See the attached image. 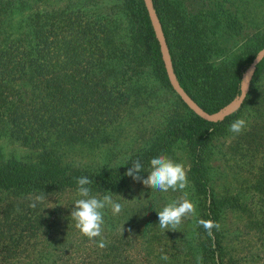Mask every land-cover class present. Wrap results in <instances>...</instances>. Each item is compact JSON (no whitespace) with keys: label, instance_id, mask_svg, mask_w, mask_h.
Masks as SVG:
<instances>
[{"label":"trees","instance_id":"1","mask_svg":"<svg viewBox=\"0 0 264 264\" xmlns=\"http://www.w3.org/2000/svg\"><path fill=\"white\" fill-rule=\"evenodd\" d=\"M37 1L0 0V137L30 150L29 157L21 159L5 157L0 149V201L78 193L77 178L82 176L92 181L87 185L91 195L118 194L133 180L125 175L131 161H141L143 177L153 157H175V145L185 142L190 160L186 192L191 200L199 197L201 220L220 227L208 232L195 217L197 239L180 253L189 264H229L224 260L228 229L221 219L226 209L242 205L240 193L215 192L214 157L234 135L229 125L240 117L247 125L226 145L229 152L246 166L264 152V122H255L264 113V55L253 69L240 108L222 120L208 121L171 88L143 0H66L50 9L36 6ZM259 2L264 5V0ZM152 3L178 82L207 113L219 112L239 95L246 71L264 46V26L252 28L242 22L232 0ZM151 81L175 95L174 108L138 136L119 162L77 164L65 156L105 139L124 111L150 95ZM245 189L252 191L250 198L261 194L258 201L264 206V174H254ZM22 217L29 227L19 225L15 217L9 229L37 230L30 214ZM63 253L64 248L45 247L35 262L25 264H54Z\"/></svg>","mask_w":264,"mask_h":264},{"label":"rangeland","instance_id":"2","mask_svg":"<svg viewBox=\"0 0 264 264\" xmlns=\"http://www.w3.org/2000/svg\"><path fill=\"white\" fill-rule=\"evenodd\" d=\"M65 1L38 0L35 5L50 9L63 6ZM232 1L242 22L252 28L264 26V5H260L259 0ZM149 88L150 95L141 97L140 104L124 111L115 128L105 135V139L93 145L74 148L65 156L77 164L83 161L119 162L124 151L138 136L161 122L174 108L172 103L175 95L170 90L162 88L154 81H151ZM255 122H264V113ZM236 135L234 133L228 136L226 144L214 157L217 167L213 184L215 192L221 196L240 193L239 203L242 205L241 209H226L221 219L224 230L228 229L224 238V260L229 264H264V206L258 201L261 194L254 193V197L250 198L252 191L245 189L254 174H264V152L260 150L250 166L239 164L226 146L237 140ZM0 149L5 157L27 159L30 155L28 148L6 136L0 137ZM174 149L175 157L172 159L182 162L187 170L190 160L185 142H178ZM147 175L148 173L143 177L146 178ZM184 192L186 188L183 191H153L141 182L131 180L122 192L111 195L114 201L122 205V210L113 215L110 208L104 209L102 235L93 240L82 235L70 216L75 207L74 201L80 198L77 192H48L24 202H16L12 198L4 199L0 201V233L3 235L0 241V264L35 262L41 250L50 246L64 248L62 257H57L54 264H121L123 260L127 264H189L180 249L188 245L186 243H194L197 239L194 218H202L199 197L192 200L195 204V215L183 218L176 230H162L158 224L157 213L167 203L180 198ZM37 197L40 199L37 200ZM188 197L191 199L190 194ZM33 203L35 207L31 206ZM29 214L32 218L31 224L37 230H21L19 226L16 231L9 229L15 223V217L19 225L29 227L26 219L22 217H29ZM52 223L53 227H50ZM50 229L51 234L48 231ZM10 234L13 235L9 238ZM100 240L105 242V247H99ZM113 245L116 247L114 252ZM8 254L10 258L6 257ZM117 254L120 259H117ZM163 255H167L168 259H161ZM229 256L232 258L228 262ZM50 259L52 258L47 262ZM204 264L211 263L207 260Z\"/></svg>","mask_w":264,"mask_h":264},{"label":"clouds","instance_id":"3","mask_svg":"<svg viewBox=\"0 0 264 264\" xmlns=\"http://www.w3.org/2000/svg\"><path fill=\"white\" fill-rule=\"evenodd\" d=\"M246 125L247 122L243 117L237 118L229 125V131L239 134L246 128ZM149 165L150 171L147 172L146 178L141 176L144 171L139 159L131 161V167L127 169L125 175L141 182L146 187H150L153 191H183L188 186L187 171L182 162L172 159L167 154H159L149 161ZM91 183L92 181L88 177L77 178V191L80 198L74 201L75 207L70 215L75 221V227L89 240L102 235L104 209L110 208L113 215L119 214L122 210V205L114 201L111 194H105L102 198L91 195V189L87 187ZM39 199L40 197H37V200ZM31 206L35 207V203ZM157 213L158 224L162 230H176L183 218L195 215V204L189 199L188 193L184 192L180 198L167 203ZM198 224L208 232H211L213 228L219 229L220 227L219 223L211 220H199ZM105 246V242L100 240L99 247ZM161 259L167 260L168 257L163 255Z\"/></svg>","mask_w":264,"mask_h":264},{"label":"water","instance_id":"4","mask_svg":"<svg viewBox=\"0 0 264 264\" xmlns=\"http://www.w3.org/2000/svg\"><path fill=\"white\" fill-rule=\"evenodd\" d=\"M143 2L146 7L151 24L154 28L155 36L159 42L164 67H165L171 88L180 97V99L186 104V106L190 110H192L195 114H197L201 118L208 120V121L222 120L225 116H227L231 112L240 108L241 104L243 103L245 99V96L248 90L249 80L253 72V69L264 55V46L258 51L250 68L246 71L245 76L241 83V91L239 95H237L225 108H223L225 110L222 109L223 111L221 110L219 112L209 114L205 110H203L197 104V102L193 100V98H191V96L184 90V88L178 82L176 75L173 71L172 61H171L169 49L166 43V39L163 33V29H162L160 20L157 16V13L153 7L152 0H143Z\"/></svg>","mask_w":264,"mask_h":264}]
</instances>
